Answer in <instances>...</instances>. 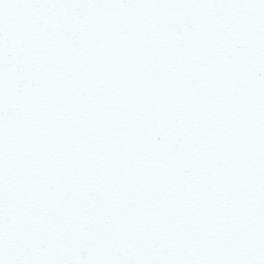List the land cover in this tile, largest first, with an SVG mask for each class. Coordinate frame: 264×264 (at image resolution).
<instances>
[{
  "label": "snow or ice",
  "instance_id": "obj_1",
  "mask_svg": "<svg viewBox=\"0 0 264 264\" xmlns=\"http://www.w3.org/2000/svg\"><path fill=\"white\" fill-rule=\"evenodd\" d=\"M0 264H264V0H0Z\"/></svg>",
  "mask_w": 264,
  "mask_h": 264
}]
</instances>
